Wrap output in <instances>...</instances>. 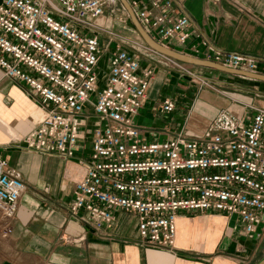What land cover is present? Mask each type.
Instances as JSON below:
<instances>
[{
    "label": "built area",
    "instance_id": "1",
    "mask_svg": "<svg viewBox=\"0 0 264 264\" xmlns=\"http://www.w3.org/2000/svg\"><path fill=\"white\" fill-rule=\"evenodd\" d=\"M114 0H0V70L22 86L43 120L26 137L28 150L73 159L94 119L86 174L75 185L71 216L104 237L125 212L137 220L138 244L176 251L177 218L204 213L237 216L242 234L264 237V110L245 124L224 110L200 137L152 133L135 117L155 78L130 48L119 46L103 77L99 20ZM136 19L165 47H188L191 19L173 0H130ZM171 48V47H170ZM151 50V49H150ZM152 51V50H151ZM204 60L264 76V60L211 48ZM102 83V84H101ZM163 112L176 109L173 100ZM27 192L22 173L0 159V221H10Z\"/></svg>",
    "mask_w": 264,
    "mask_h": 264
},
{
    "label": "crops",
    "instance_id": "2",
    "mask_svg": "<svg viewBox=\"0 0 264 264\" xmlns=\"http://www.w3.org/2000/svg\"><path fill=\"white\" fill-rule=\"evenodd\" d=\"M173 2L177 11L191 19L192 37L188 47L182 49L170 45L172 49L198 59L205 58V54L214 48L225 54L244 53L264 60V0ZM99 24L104 25L105 21L101 19ZM143 66L146 67L144 62ZM237 78L244 80L243 89L236 90L237 98L229 97L219 105L203 94L185 115L174 98L162 99L155 76L143 109L134 120L150 142L166 140L163 134L153 137L152 133L160 132L200 137L222 109L250 124L258 110H264V83ZM165 100H173L176 104L170 114L162 110ZM43 117L44 110L26 90L6 79L0 70V159L17 168L27 186L15 218L0 221V264L256 262L263 243L244 237L241 219L237 216L215 213L179 216L174 252L142 248L138 244L136 217L125 212L115 214V223L105 231V238L93 235L87 225L71 216L70 206L75 185L86 174V165L81 160L85 162L92 151L94 119L88 121L81 133L80 147L73 159L65 160L26 148V137L41 124Z\"/></svg>",
    "mask_w": 264,
    "mask_h": 264
},
{
    "label": "rangeland",
    "instance_id": "3",
    "mask_svg": "<svg viewBox=\"0 0 264 264\" xmlns=\"http://www.w3.org/2000/svg\"><path fill=\"white\" fill-rule=\"evenodd\" d=\"M102 19L105 24L101 26L105 31L101 34L102 56L99 64L103 77L109 68L110 57L119 46H122L130 48L145 63L146 67L154 71L155 76H157L156 81L159 82L162 99L174 98L179 104V108L184 110L185 115L194 104H197L200 95L207 94L211 98L210 100H216L219 105H222L229 97L237 98L236 90L243 89L244 84L242 82L244 80L241 81L237 77L222 74L215 70L184 65L151 51L136 33L128 12L120 0H114V4L107 9ZM213 101L211 102L213 103ZM224 110L227 109L221 111ZM183 134L185 135V133ZM260 242L263 243V246L254 264H259L264 260V237Z\"/></svg>",
    "mask_w": 264,
    "mask_h": 264
},
{
    "label": "water",
    "instance_id": "4",
    "mask_svg": "<svg viewBox=\"0 0 264 264\" xmlns=\"http://www.w3.org/2000/svg\"><path fill=\"white\" fill-rule=\"evenodd\" d=\"M122 6H124V8L127 10L129 18L132 22V25L134 27V29L136 30V33L139 35L140 39H142V41L144 42V44L150 48L153 52H157L158 54H160L161 56L167 58V59H171L173 61H177L179 63L182 64H187L189 66H193V67H201L204 69H208V70H212V71H217L220 72L222 74H226V75H233V76H237V77H241V78H246L252 81H259V82H263L264 83V76L263 75H254L251 73H247L244 71H236L230 68H225L224 66L215 63V62H210L208 60H204V59H197L194 57H191L187 54H182L178 51H175L172 48H168L165 47L164 45H162L160 42H158L156 39L154 40L148 33H146V31L144 30V28L142 27L141 23L139 22L138 19H136L134 11L132 6L130 5V3L128 2V0H120ZM259 264H264V260L259 263Z\"/></svg>",
    "mask_w": 264,
    "mask_h": 264
},
{
    "label": "bare ground",
    "instance_id": "5",
    "mask_svg": "<svg viewBox=\"0 0 264 264\" xmlns=\"http://www.w3.org/2000/svg\"><path fill=\"white\" fill-rule=\"evenodd\" d=\"M145 48V47H144ZM2 222V221H1ZM2 227V226H1ZM6 228V227H5ZM7 229V228H6ZM2 237H5V236H2Z\"/></svg>",
    "mask_w": 264,
    "mask_h": 264
}]
</instances>
